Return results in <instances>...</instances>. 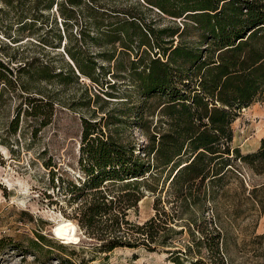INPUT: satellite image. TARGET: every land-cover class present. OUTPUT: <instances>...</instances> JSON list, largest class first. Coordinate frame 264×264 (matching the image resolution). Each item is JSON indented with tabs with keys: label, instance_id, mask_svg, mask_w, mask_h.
Returning a JSON list of instances; mask_svg holds the SVG:
<instances>
[{
	"label": "trees",
	"instance_id": "1",
	"mask_svg": "<svg viewBox=\"0 0 264 264\" xmlns=\"http://www.w3.org/2000/svg\"><path fill=\"white\" fill-rule=\"evenodd\" d=\"M144 1L151 5L148 8L182 18L181 25L154 27L135 7H115L109 0L28 1L16 14L17 31L39 23L45 36L38 44L43 50L63 52L67 74L54 72L51 60L26 57L19 60L14 80L20 74L31 77L36 68L46 81L67 83L65 76H80L114 97L102 89L103 81L115 89V82L106 79L109 75L130 81L139 97L159 100L160 125L149 135L148 145L138 148L144 158L110 130L102 131V126H116L117 116L108 114L93 122L84 118L78 160L83 177L57 178L64 182L69 199L79 200L73 218L94 240L95 251L144 246L163 250L173 264H233L227 255L226 228L206 212L207 204H213L218 216L221 197L231 200L232 221L250 210L264 212V136L254 151L241 153L231 146L232 123L239 111L264 97V0ZM15 2L20 7L27 0ZM14 60L0 50V80L8 84L14 83ZM19 87L29 93L23 83ZM29 96L25 101L30 114L40 106L37 100L50 111L57 103ZM230 179L239 187L232 196L226 190ZM158 184L154 214L140 224L130 221L129 211L137 209L147 192H157ZM185 230L190 240L175 244V237ZM56 241L59 247L78 244ZM246 244L252 255L264 257V232L253 233ZM66 258L57 257L56 264H75Z\"/></svg>",
	"mask_w": 264,
	"mask_h": 264
},
{
	"label": "rangeland",
	"instance_id": "2",
	"mask_svg": "<svg viewBox=\"0 0 264 264\" xmlns=\"http://www.w3.org/2000/svg\"><path fill=\"white\" fill-rule=\"evenodd\" d=\"M5 1L12 2V6L6 5ZM28 1L32 0L17 7L15 0H0V50L16 57L11 63L14 67L13 85L0 80V264H56L57 257H67L75 264L80 260L85 264H173L166 259L167 253L163 250L149 251L144 246L118 247L108 253L95 251L94 240L86 236L73 218L79 200H70L69 193L63 189L64 182L57 179L76 181L83 177L78 160L84 118L93 122L108 114L117 116L119 123L109 129L102 126V131L107 133L110 130L117 140L134 146L135 155L144 158L138 148L144 149L148 145L149 135L155 134L160 125L159 100L155 96L139 97L130 81L109 75L106 79L115 82L116 87L111 90L103 81L102 89L111 91L114 97L106 96L99 86L80 76L78 80L65 76L69 79L67 83L46 81L40 78L36 68L31 77L20 74L17 83L14 80L19 75L16 73L17 64L26 57L51 60L54 72L62 70L67 74L63 52L59 48L56 51L43 50L38 44L37 39L45 36L39 23L17 31L16 14L29 5ZM109 5L133 6L134 11L154 27L181 25L183 21L167 16L155 7L148 8L151 5L144 0H109ZM14 40L18 41L12 42ZM19 83L26 85L29 93L22 92ZM84 86H87L88 93ZM124 89L128 90L127 93L123 92ZM96 93L99 97L95 96ZM26 95L42 98L43 102L52 99L57 103L50 111L47 105L37 100L40 106L36 113L30 114ZM232 128L231 146L239 147L241 153L256 150L264 136V97L242 108ZM152 157V154L148 157L150 161ZM47 161L51 164L48 168L44 164ZM242 170L251 175L248 169ZM157 187V192H147L138 202L137 209L129 211L127 218L130 221L140 224L154 214V198L161 184ZM226 190L230 196L239 191L235 179H230ZM230 201L219 198L216 203L219 217L213 204H207L209 210L206 212L207 217H212L217 225L221 223L227 230L228 257L233 264H264V257L252 255V251H248L251 246L246 244L253 233L264 232V212L258 214L250 210L243 218L232 221L228 216ZM211 209H214L213 213ZM38 235L45 236V239L40 240ZM56 238L63 243L78 244H61L59 247ZM189 240L185 230L175 237V244L181 245Z\"/></svg>",
	"mask_w": 264,
	"mask_h": 264
}]
</instances>
